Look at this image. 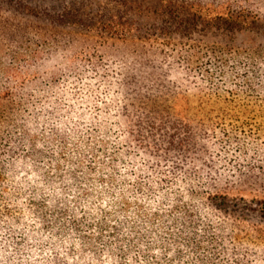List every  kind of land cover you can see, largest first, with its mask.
<instances>
[{"label":"trees","instance_id":"1","mask_svg":"<svg viewBox=\"0 0 264 264\" xmlns=\"http://www.w3.org/2000/svg\"><path fill=\"white\" fill-rule=\"evenodd\" d=\"M55 1L0 0V40L11 48L0 59V154L9 160L0 161V264H211L184 255L219 241L204 240L207 210L223 214L210 225L217 231L253 191L261 194L249 209L264 215V53L188 45L176 62L155 39L195 28L264 37V4ZM127 40L130 65L125 54L104 58ZM124 149L140 161H117ZM34 155L47 171L44 197L11 179L23 162L13 160ZM94 173L108 197L96 213L80 202ZM174 243L177 255L164 248ZM220 243L212 253L222 258L230 248Z\"/></svg>","mask_w":264,"mask_h":264},{"label":"rangeland","instance_id":"2","mask_svg":"<svg viewBox=\"0 0 264 264\" xmlns=\"http://www.w3.org/2000/svg\"><path fill=\"white\" fill-rule=\"evenodd\" d=\"M37 1L40 0H27V2L30 3H37ZM53 1V0H52ZM55 1V0H54ZM65 1H68L70 3L75 4L76 6H79L81 8H85L88 6H94L98 2L97 0H56L55 3H59V5H64ZM207 1H211L213 4H217L220 2L224 3H235L236 5L239 6H247L250 9L254 10L256 8H260L263 11V2L264 0H200L201 3H206ZM143 5H147L150 7H155L158 4V0H142ZM148 16V15H147ZM146 17V16H145ZM143 18L142 20H146V18ZM148 22V21H147ZM159 23V22H158ZM156 31V30H155ZM157 33V31L155 32ZM192 33V34H191ZM190 37H181V36H173V37H166V36H161L157 35L155 42L159 43V47H161L162 50H168L171 51L173 55V60L177 57H181L184 55V50L188 49V45L194 46L197 49H204V48H213V47H220L223 50H228V49H239L240 52H243L244 49H257L260 52L264 53V37L263 36H257L250 38L249 35L246 34H239L234 36H231V40L228 36L222 34L221 32L215 31V30H198L195 28L193 31L190 32ZM131 43H135L134 40H127V41H119L115 47L113 48H106L105 51V56L104 58L112 59L116 56L114 53H118L117 55H122L125 54L126 58V64L130 65L131 61V55L132 53V48ZM262 43L260 46L262 49H259L257 44ZM10 50L5 49V47L2 45V41L0 40V59L5 63L10 59ZM41 52V51H40ZM239 52V51H238ZM22 54V51L20 52ZM240 55H243L239 53ZM21 58H24V55L20 56ZM110 61V60H109ZM179 59H176V62H178ZM20 64H22L20 62ZM110 64V63H109ZM181 64V63H180ZM111 65V64H110ZM177 65V64H176ZM111 66H115V64H112ZM29 73V70H23V77L20 78L19 80H22L25 75ZM1 79H2V74L0 72V85H1ZM1 90V89H0ZM3 106V103L0 102V108ZM1 120V119H0ZM6 129V125L4 123L0 122V136L1 132ZM113 136L110 135H104L103 139L104 141H107V143H100L102 146H110L111 141H112ZM123 143V142H122ZM120 143V144H122ZM119 144V145H120ZM114 147L109 148V151H113ZM127 150H123L120 153H115V159L117 161H140L138 158L132 159V155H128ZM146 157L148 155H145ZM40 156H32L28 158L22 159L21 157H17L13 161H23L21 164L17 165V172H14V177H11L12 181L14 183L19 182L23 191L27 193V197L30 191H33L34 194L37 193L36 195L38 197H44L43 195L46 193V191L50 190L48 189L43 176H41L42 171H46V169H40L41 167H34L35 165L33 162L30 161H38ZM113 157V156H112ZM0 161H9L5 156L0 154ZM46 161V160H43ZM61 161V160H59ZM71 161H89L88 159L83 160L80 159L78 156H75L72 158ZM20 163V162H19ZM87 170V169H85ZM38 171V175H37ZM259 177L263 180L264 182V174H260ZM97 178H98V173L92 174L91 179H88V185L91 189L90 195L87 199H80V202L82 204L83 209L87 210H92L97 212L100 208L104 207L106 203L108 202V197L105 194V191H102L101 189L98 188L97 185ZM225 181V177L223 176ZM69 181L68 179H66ZM222 181H218L217 184L221 185L223 183ZM53 189L57 191V189H60V186L58 184L57 187H55V184L53 183ZM57 188V189H56ZM128 191H125V194H121L120 202L123 203L124 199L127 196ZM260 193H255L251 192L249 194L245 193L244 198L245 199H240L238 200V211L233 212L230 215L229 223H224V225H220V228L217 231H212L210 230V225L212 223H216L215 217L217 215L223 217V214L218 212L215 208H211L213 210H207L211 214L214 215H206L204 213V229L205 227L207 228V232L204 235V240L206 237L208 238H216L221 241L220 244H223V241H225V246L230 248L229 252H225L224 256L222 258L215 256L214 253L218 249V244L219 241L217 242H212L207 244L205 241H201L196 247H190L189 251H185L184 255L185 258L190 259L191 257H195L198 255V257L204 258L203 260H206L207 258L211 261V264H236V253H240V259H241V264H264V215H261L259 211H253L250 208L256 207L255 205V200H252L253 197L260 195ZM232 197L236 195V192L233 191L230 193ZM82 198V197H81ZM70 196L69 200H73ZM52 200V198H51ZM50 200V201H51ZM242 201H245V205ZM71 204V202L69 201ZM99 206V207H97ZM204 204H201V207L204 208ZM130 207V206H129ZM127 208V210L129 209ZM79 210V207L77 208V211ZM126 210L127 214L129 217H132L134 214L131 209L128 211ZM234 219V220H232ZM223 236L222 238H218V236ZM154 236V234H153ZM206 236V237H205ZM164 248H169V251L171 255H177L180 247L174 243L173 245H166ZM163 247L159 243H156L153 245V251L156 253H160L162 251ZM211 251V252H210ZM174 252V253H173ZM223 255V254H222ZM197 257V258H198ZM209 262V261H208Z\"/></svg>","mask_w":264,"mask_h":264}]
</instances>
